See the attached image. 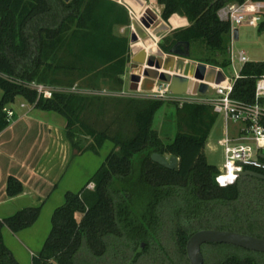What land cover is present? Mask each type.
<instances>
[{
    "label": "trees",
    "instance_id": "1",
    "mask_svg": "<svg viewBox=\"0 0 264 264\" xmlns=\"http://www.w3.org/2000/svg\"><path fill=\"white\" fill-rule=\"evenodd\" d=\"M233 1L243 0H156L164 7L165 20L177 13L190 22L174 29L166 36L171 41L160 46L169 52L179 41L202 42L209 50L203 61L226 70L231 66L232 26L219 18L218 11ZM130 24L128 8L115 0H0V131L10 123L4 108L21 96L37 108L67 118L73 155L99 153L107 140L114 143L86 185L66 193L32 264H189L190 236L203 228L235 230L228 223L218 224L233 206L243 204L264 216V179L240 176L225 187L216 181L219 168L209 163L205 153L219 115L212 105L177 101V134L166 142L153 127L164 99H112L63 91L45 97L27 85L81 82L98 89L109 83L122 90L131 53L130 38L119 28ZM258 27L264 31V19ZM241 74L232 96L254 103L264 61L245 63ZM107 103L118 109L117 120L132 123L130 130L121 124L113 134L109 125L100 129L89 122L95 106L105 109ZM156 152L177 156L178 167L171 170L154 162L151 156ZM247 169L264 174L259 167ZM90 182L94 189L87 188ZM23 189L17 178L10 177V196ZM41 210L42 205L27 207L0 219V264H21L5 244L4 229L19 232L31 227ZM256 223L236 231L264 237V228ZM206 246L232 250L212 256ZM206 246L205 264H262L255 257L260 252L225 243Z\"/></svg>",
    "mask_w": 264,
    "mask_h": 264
},
{
    "label": "crops",
    "instance_id": "2",
    "mask_svg": "<svg viewBox=\"0 0 264 264\" xmlns=\"http://www.w3.org/2000/svg\"><path fill=\"white\" fill-rule=\"evenodd\" d=\"M119 3L128 8L131 18V24L121 26L119 32L124 34L127 31L124 35L130 38L132 20L139 17L147 6L153 7L151 4L155 2L154 0H121ZM149 3L150 5H148ZM163 8V5H158L153 9L170 26L171 30L159 33L157 37L153 38L156 39V43L159 45L174 29L190 24L187 17L177 13L173 14L168 20H165L162 17ZM176 18H180L177 23L175 22ZM160 38L162 40L158 42ZM149 40L151 41L149 45H153L154 40ZM140 45V43L136 45L130 40L131 56H134L135 50ZM189 60L196 61L191 57ZM128 73H132L129 72V65L124 75L122 90H114L111 92L107 89H91L87 87L84 90L77 83L71 87H63H68L66 93L100 95L105 97H126L121 94H133L130 97L144 98L150 96L151 98V95L146 92H133L130 89V81L129 89L127 88ZM73 86L79 87L81 91H69ZM102 90H106L107 94L96 93ZM2 97L3 90L0 89V101ZM177 98L171 96L170 100L177 101ZM8 108L14 111V117L9 125L0 131V219L11 217L24 208L42 205L40 217L31 227L19 232H13L8 227L4 229L5 244L13 252L16 259L21 264L22 260L29 261V264H32L33 256L42 250L51 232L50 217L53 216L54 211L58 207L64 204H61V202L65 198L66 193L69 191H80L98 169L86 178L87 181L81 180L78 182L74 180V177H70L63 183L73 154V148L66 133L67 118L53 111L58 114L60 117L58 118L51 111L37 108L35 105H29L26 102L21 103L19 110ZM226 128L230 131L231 128H236V124L226 122L224 118V132ZM10 177L17 178L22 183L24 188L22 193L16 196H10L8 194L7 187ZM62 183L63 185L61 186ZM56 200L60 204H57V202L53 203ZM49 203L51 204L48 206Z\"/></svg>",
    "mask_w": 264,
    "mask_h": 264
},
{
    "label": "water",
    "instance_id": "3",
    "mask_svg": "<svg viewBox=\"0 0 264 264\" xmlns=\"http://www.w3.org/2000/svg\"><path fill=\"white\" fill-rule=\"evenodd\" d=\"M170 30V26L149 6L139 17L132 20L130 40L132 43L141 40L147 42L157 37L159 33ZM239 38V28H235L234 39L239 40ZM161 40L160 38L158 42ZM190 55L189 41L177 42L169 52L164 51L159 44L140 49L132 57V61L138 66L130 74V89L133 92H150L155 90L159 82H167L173 94L202 96L209 90V83H220L226 79V72L221 68L189 60ZM261 157H264V154ZM151 159L171 170L179 165V158L175 155L167 156L156 152L152 154ZM244 165L264 168V163L259 159H253ZM240 175L264 179L263 173L252 169H246ZM209 243H225L264 253V237L228 229L203 228L193 233L187 241L186 252L189 264H205L203 245Z\"/></svg>",
    "mask_w": 264,
    "mask_h": 264
},
{
    "label": "rangeland",
    "instance_id": "4",
    "mask_svg": "<svg viewBox=\"0 0 264 264\" xmlns=\"http://www.w3.org/2000/svg\"><path fill=\"white\" fill-rule=\"evenodd\" d=\"M154 2H155L154 4H151L153 6L152 8H156L158 5H160L156 2V0H154ZM148 5H150V3ZM239 32H240L239 40H235L233 43L232 41H230L229 43L228 53H229L230 60H231V66L228 67L226 70L223 69V67L218 66L219 68L223 69L230 78H233L236 71L240 69L242 66L237 58H234V61L232 60L233 52H234V55H237L239 51L244 50L247 53L250 61H256V62L264 61V31H261L259 27H254L249 24H243V25H239ZM126 33L127 31L124 32V34ZM171 39H172L171 36L164 38L162 40V44L169 43ZM232 49H233V52H232ZM208 53H209L208 47L202 42L193 43L191 45L190 57L195 59L197 62L208 64L203 61L204 60L203 58L207 57ZM132 56L128 64L129 72H132V70L138 66V64L132 61ZM208 65H212V64H208ZM127 81H128L127 88L129 89L130 73H128ZM76 83L82 89L84 90L87 89L86 87L81 86V82H76ZM160 84L161 83L159 82L158 85ZM48 87L52 88L53 92L55 91L66 92V90H68V87H63V86H48ZM98 89H107V90H110L111 92L115 90V89H112V84H109V83L101 84L100 88ZM146 93L150 94L152 93V91L146 92ZM105 94H107V92H105ZM121 95L126 96L127 98L133 94H121ZM211 95H213V93L210 90L205 95H202L199 97H207ZM171 96L181 97L182 95H176L172 93ZM108 97L109 98L112 97V99L116 98L115 96H108ZM122 98H125V97H122ZM144 98H150V96H147ZM170 99L171 98L165 99L166 101L162 104V106L159 108V110L157 111L155 115L154 124H153V127L156 128L160 132V136L166 142L173 141V139L175 138L177 134V103H176L177 101H174L173 99L170 100ZM22 102L28 103L23 97L18 96L16 97L15 101L11 103L8 107L13 108L15 110H19L21 108ZM99 105L97 107L95 106L94 110L91 113H89V117H90V119H88L89 122L94 123L100 129L105 128L107 125H109L110 131L113 134L117 131V129H119L121 124H123L121 126H124L125 129L130 130L129 128H131L132 123L127 121V119H124V120L116 119V114H117L118 109L115 108V104L107 103L105 109H101ZM51 113L53 115H56V117L60 118L58 114L54 113L53 111H51ZM61 117L63 116L61 115ZM223 128H224V118L222 115H218L217 121L210 133L207 146H206V150H205L209 163L216 165L218 168H221L225 162L224 149L223 147L219 145V140L224 136V133H225L223 131ZM230 131L231 133H233L235 129L231 128ZM86 139L91 140L90 138H86ZM113 148H114V143L112 141L107 140L99 153H95L93 151H87L82 154H77V155L72 154L69 169H68L66 178L63 183H65L67 181L66 179H69L70 177H74V180H77L78 182L81 180L87 181L86 178H88L90 174H92L93 172H95L97 169L100 168L106 156L111 152ZM254 157L255 159H263V157H261V155H259L258 153H256ZM63 183L61 184V186L63 185ZM64 200L65 198L63 199L61 204L64 203ZM56 202L57 204H60L58 203L59 201L57 200L53 203H56ZM50 204L51 203H49L48 206ZM242 205L238 204V206L237 205L233 206L228 211V214H226L225 216H222L223 219H218V224L224 225V223H228L231 228L235 229L234 231L243 230V229L247 230V227H249L250 225L249 222L257 220L256 226L264 228V216H260V214L255 209H249L248 207H246V205H243V206ZM50 226H51L50 227V230H51L52 229V217H50ZM240 232H243V231H240ZM206 245L207 244L203 245V250ZM206 247H207V252H209L212 256L213 255L216 256L221 253H226L229 251V249L232 250L231 247H228V248H220V247L212 248L211 246H206ZM255 257H257L256 259H259V261L262 264H264V254L260 252V253H257ZM22 264H29V261L22 260Z\"/></svg>",
    "mask_w": 264,
    "mask_h": 264
},
{
    "label": "built area",
    "instance_id": "5",
    "mask_svg": "<svg viewBox=\"0 0 264 264\" xmlns=\"http://www.w3.org/2000/svg\"><path fill=\"white\" fill-rule=\"evenodd\" d=\"M218 16L222 21L231 23V41L233 43L235 41L234 29L239 28V25L249 24L254 27L260 25L264 19V0L229 2L219 9ZM234 58H237L241 63V68L236 71L233 78L225 73L226 79L224 81L209 83L208 91L211 90L213 95L199 97L198 95L185 94L177 98V101L181 103L201 102L210 104L216 113L225 118L226 122L236 124L233 133L226 128L224 136L219 140V145L224 149L225 162L219 168L216 181L222 187L234 185L240 178V174L247 169L244 163L255 159L256 153L264 154V75L257 80L254 103L234 98L232 94L235 82L242 77L243 65L250 61L244 50L239 51L237 55H234L233 52V61ZM27 85L37 89L45 97H51L53 94V89L44 84L32 83ZM69 91L80 92L81 89L73 86ZM105 92L106 90H102L96 93L105 94ZM150 94L153 98L169 99L172 94L170 84L162 82ZM4 111L7 113L8 120L11 121L14 117V111L8 107L4 108ZM87 188L94 189L95 183L90 182Z\"/></svg>",
    "mask_w": 264,
    "mask_h": 264
},
{
    "label": "bare ground",
    "instance_id": "6",
    "mask_svg": "<svg viewBox=\"0 0 264 264\" xmlns=\"http://www.w3.org/2000/svg\"><path fill=\"white\" fill-rule=\"evenodd\" d=\"M133 5H134V4H133ZM137 5H138V4H137ZM179 19H180V18H179ZM179 19L176 18V21H175V22L177 23V21H179ZM152 40H154V41H153V45H149V44H151V41H150V40L147 41V42H144V41L141 40V41H139V42H137V43H134V44H136V45H138L139 43L141 44L140 47H139L137 50H135V51L137 52V51H139L140 49H142V48H144V47H146V48H150V47L156 46V45H157V43H156V39H153V38H152Z\"/></svg>",
    "mask_w": 264,
    "mask_h": 264
},
{
    "label": "flooded vegetation",
    "instance_id": "7",
    "mask_svg": "<svg viewBox=\"0 0 264 264\" xmlns=\"http://www.w3.org/2000/svg\"><path fill=\"white\" fill-rule=\"evenodd\" d=\"M262 163H264V157H263V159H259ZM260 169H262V170H264V168H260Z\"/></svg>",
    "mask_w": 264,
    "mask_h": 264
}]
</instances>
